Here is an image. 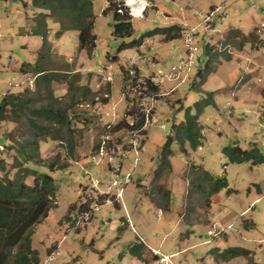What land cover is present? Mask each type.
Segmentation results:
<instances>
[{
	"label": "rangeland",
	"instance_id": "rangeland-1",
	"mask_svg": "<svg viewBox=\"0 0 264 264\" xmlns=\"http://www.w3.org/2000/svg\"><path fill=\"white\" fill-rule=\"evenodd\" d=\"M91 2L96 41L90 54L80 47L78 32L61 30L52 16L46 17V36L34 34L42 27V14L48 12L32 7L30 0H0V101L8 91L27 90L21 98L29 100L30 110L66 109L73 128V134L61 131L59 138L55 124L50 137L35 147L26 144L33 142L28 119L47 124L35 113L24 112L11 116L12 121L0 122V160L4 162L0 176L13 178L14 158L23 161L9 147L12 141L25 146L32 161L25 167L50 175L56 186L55 203L47 218L32 229L30 248L37 252L39 264H121L123 255L130 264H217L210 252L228 247L246 249L250 256L218 263L264 264V162L231 163L222 152L224 147L237 145L242 150L256 148L264 155V31L257 32L264 17L257 16V8L249 0H144L145 16L131 18L132 36L118 39L112 35V1ZM123 2L128 14V6L138 4L137 0ZM176 24L183 26L182 37L194 29L191 38L199 48L195 71L202 69L204 81L199 83L193 73L188 84L155 107L154 125L144 137L138 164L133 169L125 161L121 168L120 176L131 172V181L120 204L103 205L86 227L68 231L87 188L88 178L82 170L110 177L102 169L105 166L93 164L90 156L103 132L100 129L114 125L129 107L122 96L129 84L128 60H138L137 68L144 74L176 62L173 56L184 51L182 38L165 41L161 35H145ZM230 29L253 36L246 43L240 37L227 40ZM24 63L29 64L26 70L40 66L43 75L21 73ZM167 87L170 85L162 89ZM201 92H212L213 104L196 113ZM187 110L197 114L199 137L193 145L187 139L179 144L173 128L184 121ZM161 124L165 129H160ZM168 137H172L170 170L153 182L160 149ZM71 138L73 144L68 142ZM79 140L85 157L75 162L81 157L77 153ZM192 166L223 179L227 186L209 197L203 174ZM61 167L63 170H57ZM25 183L32 186L33 177L27 176ZM157 186L169 191V213L161 207L164 201L156 194ZM133 228L148 246L163 240L162 249L185 250L165 259L145 249V263L141 262L126 251L129 244H145ZM16 252L17 247L10 260Z\"/></svg>",
	"mask_w": 264,
	"mask_h": 264
},
{
	"label": "trees",
	"instance_id": "trees-1",
	"mask_svg": "<svg viewBox=\"0 0 264 264\" xmlns=\"http://www.w3.org/2000/svg\"><path fill=\"white\" fill-rule=\"evenodd\" d=\"M109 1V0H108ZM112 1V3H111ZM115 1V2H113ZM134 1V0H130ZM32 7L44 10L48 13H44L42 20V27L34 30V34L46 36V17L52 16L55 21L60 24V29L75 30L78 32L79 45L82 49H85L88 53H92L95 47V36L93 30L94 15L92 13L91 0H30ZM113 5V30L112 35L114 38L122 39L130 37L133 34V27L131 17L127 13V9L123 7V0H110ZM111 5V6H112ZM109 7L108 9H110ZM121 10L122 12H118ZM183 28L178 25H173L168 28L154 29L145 33L146 36L161 35L165 41L175 40L181 38ZM253 34L242 36L237 29H230L227 34V40L239 39L243 40L242 43L250 42V37ZM226 43V42H225ZM240 43V46L243 44ZM137 43L132 42L131 45ZM228 44V43H227ZM141 46V42L137 45ZM210 50L209 46H206V53ZM38 58H41V52L37 53ZM229 59V58H228ZM29 64H22L20 67L21 73L34 71L36 74L43 75L41 73L44 70L38 65H34L31 70H26ZM202 69L195 72V77L202 83L205 79V75L201 74ZM204 71L207 68L204 66ZM27 91V90H26ZM18 92L5 93L0 101V122L12 121L11 116H18V114L35 113L45 123H38L31 118L28 119L30 129L33 130V142L26 143L37 146L39 141H45L50 137V131L52 126L58 125V130L55 136L60 137V132L66 130L73 134V128H71V120L66 109H52L41 108L38 110H30L28 108L29 100L22 99L21 96L26 93ZM88 91V90H87ZM203 98L200 102L196 103V113L201 111V108L207 105L213 104L212 92H201ZM107 94V93H106ZM192 114L188 110L185 114L184 121H181L178 125L173 126L175 128L177 140L184 141L189 140L193 145L194 141L198 139V126H197V114ZM121 126L119 125V128ZM69 132V133H70ZM73 138L69 143L73 144ZM172 137H168L163 146L160 149L158 168L154 171L153 182L159 179L164 171L170 170L169 158L172 154L170 150V144ZM9 145L15 152L23 159L19 161L14 158V165L16 173L13 178L7 176H0V264H39V258L36 251L31 250V234L32 229L38 225L42 220L46 219L50 209L55 203L56 186L53 178L48 174H40L36 171H32L25 167L28 162H32L25 146H16L11 141ZM75 143V139H74ZM183 149V147L181 146ZM71 150V149H70ZM184 150V149H183ZM185 151V150H184ZM72 152V150H71ZM222 152L231 163H242L246 161H252L253 164L263 163L264 155L260 154L258 149L252 148L250 150H242L237 145H231L224 147ZM3 160H0V172L3 171ZM193 167V166H192ZM64 167L57 168V170H63ZM200 171L204 176V181L207 183L208 196H212L217 193L221 188L226 187L227 183L223 179H215L209 172L203 171L197 166L193 167ZM27 176L33 177V185H27L25 179ZM156 194H159L160 200L164 203L161 207L166 211L169 208V191L164 190L160 186L156 188ZM157 204V203H156ZM162 209L160 206H158ZM17 247L12 260H10L11 251ZM127 253L136 258L137 260L144 262V244H129ZM211 256L215 261L229 262L237 257H249L250 252L240 247H228L222 251L216 249L212 250Z\"/></svg>",
	"mask_w": 264,
	"mask_h": 264
},
{
	"label": "built area",
	"instance_id": "built-area-1",
	"mask_svg": "<svg viewBox=\"0 0 264 264\" xmlns=\"http://www.w3.org/2000/svg\"><path fill=\"white\" fill-rule=\"evenodd\" d=\"M213 12L203 19L204 23L208 18L210 19ZM130 15L139 17L138 14H133L132 10H130ZM261 31H264V21L260 23L258 34H261ZM191 34H194V29H191L183 37L181 36L184 51L173 56L176 58V62L157 69L152 74L142 73L137 68L138 60L133 58L128 60L131 65V68L127 70L129 84L123 95L127 99L129 107L117 123L106 124L102 127L103 132L99 135L95 153L90 156L93 164L105 166L102 169L110 177H100L87 170H82L83 175L88 178L87 185H85L87 188L85 196L81 199L83 204L68 231L76 232L86 227L103 205L115 207L116 204H120L119 199L122 198L123 192L131 181V172L126 173L123 177L120 176L121 168L125 161L133 169L138 164V154L142 151L146 132L154 125L155 107L161 105L164 98L178 87L188 84L191 75L196 72L195 68L199 62L196 53L199 48L195 45ZM164 85H170V88L164 90L162 89ZM165 127V124L160 125L162 130ZM104 160L106 164H103Z\"/></svg>",
	"mask_w": 264,
	"mask_h": 264
},
{
	"label": "crops",
	"instance_id": "crops-1",
	"mask_svg": "<svg viewBox=\"0 0 264 264\" xmlns=\"http://www.w3.org/2000/svg\"><path fill=\"white\" fill-rule=\"evenodd\" d=\"M138 2H140V4H142V5H145V2H144V0H137ZM252 4H254L255 6H256V8H257V10H255V13L257 14V16H259V17H264V0H249ZM259 4H261V5H263V7L262 8H260V7H258L259 6ZM253 5V6H254ZM156 6H157V4H156ZM215 8H217L218 9V12L220 11V9L218 8V7H215ZM214 8V9H215ZM157 11H158V9H157ZM146 9L143 11V13H142V17H144L145 16V14H146ZM217 12V13H218ZM163 17H165V18H168L169 20H171L172 18H171V15L168 13H163ZM260 23L261 22H263L264 21V18L262 19V18H260ZM176 25H179L180 27H183L182 25H180V24H176ZM111 83V82H110ZM83 148V143L81 142V140H79L78 141V149H79V151L77 152L78 153V156L80 157L81 156V153L82 152H84V150L82 149ZM83 154V153H82ZM77 155V154H76ZM86 155V154H85ZM84 156V155H83ZM83 156H81L80 158H76L74 161L75 162H77V159L78 160H80V159H82L83 158ZM85 157V156H84ZM126 191V190H125ZM124 191V192H125ZM124 195V194H123ZM170 206H172V202H169V210L168 211H164V213H166V212H170L171 211V209H170ZM159 210V209H158ZM159 212H161V210L159 211ZM138 213H141L140 211H138ZM130 220V219H129ZM129 220H127V221H129ZM134 229V228H133ZM134 231L137 233V235L136 236H141V235H139V233H138V230L135 228L134 229ZM135 234V233H134ZM139 238H141L142 240H143V242L145 243L144 245H145V248H144V250L146 249L147 251H149V253L151 252V250L153 251V252H155L156 254H159V256H162V257H165V259L169 256V257H172L175 253H178V251L177 250H179V253L180 252H183V250H185V248L184 247H180V248H177V249H172L173 247H169L167 250H165V248L164 249H162V247H161V243L163 242V240L161 241V243H159L158 245H156V246H148V241L145 239V237H139ZM173 244H175V243H173ZM146 247H148V248H146ZM177 247H178V245H177ZM175 248V247H174ZM143 257H144V255H143ZM168 257V258H169ZM145 259V258H144ZM164 261H166V260H164ZM164 261L162 262V263H164ZM133 263V262H132ZM144 263H145V261H144ZM216 263L217 264H220V263H223L222 261L220 262V263H218V261H216ZM224 263H229V262H224ZM121 264H130V262L128 261V260H126V258H125V256L123 255L122 257H121ZM141 264V263H140Z\"/></svg>",
	"mask_w": 264,
	"mask_h": 264
},
{
	"label": "clouds",
	"instance_id": "clouds-1",
	"mask_svg": "<svg viewBox=\"0 0 264 264\" xmlns=\"http://www.w3.org/2000/svg\"><path fill=\"white\" fill-rule=\"evenodd\" d=\"M124 1V0H123ZM126 2H127V0H126ZM125 2V3H126ZM124 3V2H123ZM123 3H122V5H123ZM126 5H127V3H126ZM129 8H130V10H132L133 11V14L135 13L134 12V10L130 7V6H128ZM137 8L140 10L139 11V13H138V15H139V17H134V16H132V15H130V13L128 14L131 18H133V19H139V18H141L142 17V13H143V11L145 10V5H142V4H140V2H138V4H137ZM118 12H122L121 10H118ZM198 70V69H197ZM168 88H170V87H167L166 89H164V90H167ZM125 89H126V87L124 88V91H125ZM124 91H122V96L124 97V95H123V93H124ZM173 93V92H172ZM170 95V94H169ZM168 95V96H169ZM105 97H107V96H105ZM167 97V96H166ZM165 97V98H166ZM165 98H164V100H165ZM124 99H126L125 97H124ZM164 100H163V102H164ZM126 101H127V99H126ZM128 102V101H127ZM127 109V108H126ZM126 109H125V111H126ZM118 122V121H117ZM116 122V123H117ZM101 130V129H100ZM101 132V131H100ZM147 133V132H146ZM146 136V135H145ZM128 188V187H127ZM126 188V189H127ZM125 189V190H126ZM123 194H124V192H123ZM123 196V195H122ZM73 221V220H72Z\"/></svg>",
	"mask_w": 264,
	"mask_h": 264
},
{
	"label": "bare ground",
	"instance_id": "bare-ground-1",
	"mask_svg": "<svg viewBox=\"0 0 264 264\" xmlns=\"http://www.w3.org/2000/svg\"><path fill=\"white\" fill-rule=\"evenodd\" d=\"M132 8H133L135 13H139L140 10L137 8V2L132 4Z\"/></svg>",
	"mask_w": 264,
	"mask_h": 264
}]
</instances>
